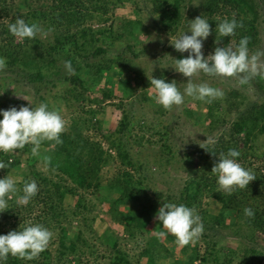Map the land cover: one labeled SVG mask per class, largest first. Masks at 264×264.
I'll list each match as a JSON object with an SVG mask.
<instances>
[{
  "label": "trees",
  "instance_id": "obj_1",
  "mask_svg": "<svg viewBox=\"0 0 264 264\" xmlns=\"http://www.w3.org/2000/svg\"><path fill=\"white\" fill-rule=\"evenodd\" d=\"M15 1L0 0V57L5 58L10 72L20 75L40 91L50 85L53 88L65 85L62 95L58 93L50 97L54 104L52 109L59 112L65 105L71 107L73 102H78L84 110L85 104L87 107H100L121 100L116 106L122 111V120L115 131L102 133L105 128L103 121L98 118L100 112L96 108L90 109L84 112L88 117L76 118L61 134L63 143L44 141L39 153L49 168L50 174L47 175L37 169L40 158L32 154L31 144L9 153L0 152V161L7 165L0 169V178L9 177L21 166L27 167V171L19 172L22 182L17 184L18 192L8 197L10 204L0 220V234L21 230L31 224H42L59 233L56 255L46 248L32 260L9 256L4 264H89L90 258H93L94 264H264V252L255 248L254 243L257 234L264 235V101L243 109L247 98L241 90L225 91L223 98L211 104L190 98L197 105V111L186 109L190 117L197 115L198 121H210L213 129L222 125H229V129L220 134L216 143L189 155L197 158L194 162L196 166H191L188 171L191 180L183 188L176 203L198 210L197 213L208 225L236 227V235L248 231L245 236L250 246L241 242L237 249H230L228 254L221 255L215 249L216 245L200 238L210 249L208 253H202L199 249L200 240L197 239L194 245L192 242L180 246L176 244L174 235L161 228L157 232L165 231L164 237L172 246L167 247L159 237L149 236L146 248L139 254L138 260L133 262L130 253L121 246L118 234L108 241L94 236L95 240L100 241L99 245H94L91 243L92 237L86 236L87 229L84 228H91L92 225L77 224L79 228L76 232L66 228L67 224H73L80 210L92 211L88 204L79 203L76 208L68 211L63 206L68 194L78 195L79 191L99 194L97 197L101 204L109 205L107 215L111 221L123 229L124 236L132 240L145 233L149 235L156 221L162 194L151 193L144 177L137 178L134 175L144 171L145 166L131 157L129 145L125 142L128 140L126 137L129 138L132 133L134 116L122 107L124 98H132L129 93L142 87L143 76L129 58L130 55L138 58L148 52L138 41L139 33L145 29L140 18L141 8L136 7L137 19H123L116 29L113 26L115 9L131 3V0H20L18 9L9 12L12 10L9 5ZM146 1L151 3L152 12L158 15L162 29L167 33L175 34L190 18L203 16L209 20L212 33L208 38L216 47L232 46L235 49L243 36L250 38V52L261 43L259 25L264 22L261 0H200L197 6L189 8L188 17H185L188 7L186 3L193 1ZM18 18L29 23L36 22L45 30L51 29L50 34L21 41L8 28ZM232 18L242 21L243 27L237 28L233 36L219 37L215 31L217 23ZM117 42L123 43L124 48H114ZM113 53L116 55L110 57ZM68 60L74 69L71 74L65 67V61ZM166 75L167 72H161L159 78L163 79ZM250 82L264 91V75L254 76ZM119 93L123 94V98L119 99ZM41 99L46 101L44 96ZM142 100L151 102L153 98L147 92L142 94ZM20 102H6L0 105V109L7 110L17 105L20 107L23 105ZM202 107L206 108V112L200 114L198 109ZM233 115L234 119L229 120L228 117ZM91 131L103 137L108 149L103 145L105 142L91 136ZM229 149L240 151L238 161L255 177L247 187H237L230 195L219 188L217 177L211 173L219 160V154H226ZM17 152L28 154V159L22 160L13 154ZM165 156L163 151V158ZM172 157L174 159L175 155ZM158 161L160 159L154 163L158 165ZM102 166H117L113 178L106 185L100 177ZM53 172H59L60 177L55 179ZM66 179L72 186H69ZM31 180L36 181L38 192L23 206L18 203V196L22 195L23 184ZM105 188L109 196L103 193L102 189ZM204 198H210L220 205L217 213L199 209ZM245 207L253 209L255 215L245 216ZM29 220H33V223ZM176 248H180L178 253Z\"/></svg>",
  "mask_w": 264,
  "mask_h": 264
},
{
  "label": "rangeland",
  "instance_id": "obj_2",
  "mask_svg": "<svg viewBox=\"0 0 264 264\" xmlns=\"http://www.w3.org/2000/svg\"><path fill=\"white\" fill-rule=\"evenodd\" d=\"M190 1L193 2L186 3L188 7H186L185 17H188L189 8L191 6H197L200 0ZM19 3L20 0H16L14 4H10L9 2L8 4H10L9 6L12 9L9 12L18 9ZM260 4V8L262 10L261 13L264 14V0H261ZM137 6L141 8L140 18L142 19L145 27L143 32L139 33L138 41L140 42V46L142 45L141 47H145L148 52L138 58H135L132 55L129 56V58L131 57L130 59L135 63L136 69L141 72L143 80L142 87H138L133 93H129L132 98L125 97L123 101V110L125 112H130L131 115L134 116L133 125L131 127L132 133L129 135V138L126 137L128 140L125 142L129 145L128 148L130 149L131 157L143 163L145 166L144 171L135 173L134 175L137 178L144 177L145 184L151 193L156 192L157 194H162L159 201L160 208L166 201L172 202V200H174V203L179 201L183 188L191 180V175L188 171L191 166H196L194 162L197 161V158L194 156L189 157V155L197 152L199 149H205L207 146L216 143L218 138L221 136L220 134L228 131L229 125H222L220 127L216 126V128L213 129L210 127V121L203 123L202 121H198L199 117L197 115L190 117L185 112L186 109L197 111V105L194 101H191L190 97L185 98L184 104L180 106H173L171 109L162 110V106L155 102V90L152 88L150 81L152 77L159 78V74L161 72H167L164 79H169L171 81L175 79L181 91H183V88L186 86L188 78L175 71L174 68L175 59L186 57L187 52L181 53L177 51L171 42H174V40L178 38L182 32L188 31L191 20L196 17L190 18L187 24V21L183 23L181 28L175 34H170L162 29L158 15L152 12L153 9L150 2L146 0H131V3H126L118 8L114 7V9H117H115L114 14L112 13L114 15L113 26L118 29L121 20L137 19ZM115 19H117V22H115ZM259 30L261 33V43L251 52L249 51L250 55L255 54L258 51L264 53V22L260 23ZM49 34L50 32H48V35ZM186 34L190 35L191 33L188 32ZM114 48L123 49L124 44L117 42L114 45ZM215 48L216 46L210 43L209 38L204 41L203 51L206 57L213 53ZM114 55H116V53L110 54L109 56L114 57ZM259 63L261 68L264 69V56L260 57ZM261 75H264V71H262ZM116 79L118 80V77ZM191 80L194 83L207 82L211 86L218 87L224 92L241 90L247 98L245 105L242 107L243 109L245 106L262 103L264 101L263 90L259 89L251 82L248 86L242 87V85L239 84L238 77H213L201 72L191 77ZM64 86L65 85L60 84L57 88H53L50 85L47 86L46 89L43 86L44 88L40 91V89L35 88L34 84L27 83V81L22 79L20 75L10 72V67L6 62V67L0 70V105L5 104L6 102L9 104V102L13 100H20V103L23 105L30 107L32 105L35 107L41 102H44L41 99L44 96L46 98L45 102L49 105V108L52 109L54 104H52V99H50V97H54L58 93L62 95ZM143 86L145 89H143ZM147 92L149 96H152L153 101L144 102L142 100V94ZM119 94V99L123 98V94ZM87 96L89 97L88 94ZM92 96L93 95L90 97ZM49 100L51 101V104H49ZM120 101L121 100H118L115 103H105L100 106L101 108L98 105L87 107V104H85L86 108H84V110L79 107L78 102H73L71 107H67V105L63 106L60 114L66 122V129H68L73 120L76 118L88 117L89 115L84 112L96 108L100 112L98 118L103 121L102 124L105 128V131L102 133L106 134V132L115 131L118 128L120 120H122V111L116 106ZM17 107H19V105H17ZM198 110L200 114L206 112L205 107ZM234 117L235 115L228 117V119L232 121ZM90 134L91 136H95L97 140L105 142L99 133L95 134L94 131H91ZM103 145L106 149H108V144L106 142L103 143ZM163 151L166 154L164 158ZM40 153L38 155L40 159H38L39 162L37 163V169L46 175L50 174L49 168L42 160ZM13 154H17L22 160L28 159V154L26 153L17 152ZM173 155H175L174 159L172 157ZM158 159H160V161H158V165H156L154 162ZM26 168V166H21L9 174V177H12L17 184L22 182V176L19 175V172H22V170L23 172L27 171ZM116 170L117 166H114L113 168L102 166L100 168V177L104 180L103 183L105 185L113 178V174ZM52 176L55 179L60 177L59 172H53ZM66 180L67 183L70 184L69 186H72L69 180ZM105 189L106 190L102 189V191L104 194L108 195L109 193L107 192V188ZM97 196L99 197L100 195L86 191H79L78 195H67L63 203V206L67 209V211L73 210L79 203L88 204V206L92 208V211L89 213V211L86 212L80 210V214L77 217H74L73 224L71 226L67 224L66 228L72 232H76L79 228L78 225H92L91 228H88L87 226L84 228L87 229L86 236L92 237L91 243L94 245L100 244V241L95 240L94 236L108 241L118 234L121 237V246L130 253V259L133 262H136L139 254L144 248H146L148 239L150 237H158L156 233L162 228L161 223L156 219L157 214L155 216L156 221L153 224L151 233L149 235L148 233H145L132 240L124 236L123 229L111 221L107 215L109 205H102ZM9 199H12V197ZM9 204L10 203H8V205ZM19 204L25 206V204ZM219 207L220 205L213 202L210 198H204L201 202V208L199 209H208V211H211L213 214L217 213ZM6 210L7 209H4L0 212V220L4 216L3 213L6 212ZM196 211L198 212V210ZM200 217L204 225V231L200 238H205L207 239L206 242L216 245L215 249L219 250L221 255H225L226 253L228 254L230 249H237L241 242H244L245 246H250L248 239L245 236L248 231L242 233L241 235H236L235 232L238 231L236 227L222 228L215 224L211 226L208 225L202 216ZM86 219L87 221H85ZM30 223H33V220H31ZM51 232L53 235L47 248H49L53 254L56 255L55 250L58 247L59 233L57 231ZM159 240L164 242L167 247L172 246L171 242L166 237H159ZM196 241L197 240L193 242V245ZM206 242L200 240L199 249L202 253H208L210 250ZM254 243L255 248L264 252L263 234H257ZM100 247L102 246L100 245ZM179 251L180 248H176V252L178 253ZM88 263L94 264L95 261L93 258H90Z\"/></svg>",
  "mask_w": 264,
  "mask_h": 264
},
{
  "label": "clouds",
  "instance_id": "obj_3",
  "mask_svg": "<svg viewBox=\"0 0 264 264\" xmlns=\"http://www.w3.org/2000/svg\"><path fill=\"white\" fill-rule=\"evenodd\" d=\"M243 27V22L235 18L223 19L216 25V33L219 37L235 35L236 29ZM9 31L21 41L34 39L38 35L46 37L51 29H43L36 22H26L18 18L8 25ZM190 32L188 35L186 33ZM212 28L209 20L203 16H197L191 20L189 30L182 32L178 38L171 42L174 48L181 52H187V56L175 59V71L187 77L186 86L181 91L177 81L168 82L164 78L151 79V86L155 89L154 100L165 109L184 104L185 98L190 97L208 104L216 99L224 97L225 93L218 87L211 86L207 82L194 83L191 77L201 72L213 77H238L240 85H247L252 77L261 75L264 69L260 66V57L264 53L249 54V37L240 38L238 45L232 47H216L214 52L207 57L204 54V41L211 35ZM219 41V39H217ZM6 67V60L0 57V70ZM65 67L71 74L74 72L72 62L65 61ZM25 99V98H24ZM27 100V99H26ZM31 105V103H30ZM0 152L9 153L17 149H23L31 144V152L39 155V150L44 141L63 143L61 134L66 131V122L60 112L50 109L46 102L38 106L22 105L19 108L13 106L9 109H0ZM202 147V146H201ZM241 153L237 149H229L225 154H219V160L211 170L217 177V184L223 192L232 194L235 188H245L255 179L254 175L238 161ZM7 165L0 161V169ZM18 192L17 183L12 177L0 178V212L8 207V197ZM38 186L35 180L25 182L22 187V195L18 196V202L28 204L37 194ZM244 215L253 217V209L244 208ZM156 219L162 228L175 236L180 246H186L199 239L204 231L201 217L195 208L185 204H177L166 201L158 209ZM158 237H164L165 231L156 233ZM53 233L42 224H31L21 230H13L7 234H0V264H4L9 256L32 260L43 252L49 245Z\"/></svg>",
  "mask_w": 264,
  "mask_h": 264
}]
</instances>
